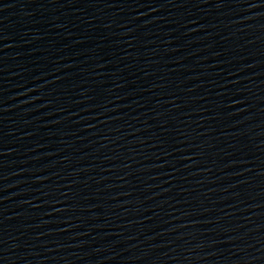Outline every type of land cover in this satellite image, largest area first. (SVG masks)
Returning a JSON list of instances; mask_svg holds the SVG:
<instances>
[{
    "label": "water",
    "instance_id": "obj_1",
    "mask_svg": "<svg viewBox=\"0 0 264 264\" xmlns=\"http://www.w3.org/2000/svg\"><path fill=\"white\" fill-rule=\"evenodd\" d=\"M0 264H264V0H0Z\"/></svg>",
    "mask_w": 264,
    "mask_h": 264
}]
</instances>
